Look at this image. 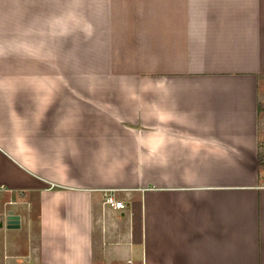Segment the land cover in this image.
Listing matches in <instances>:
<instances>
[{"label": "crops", "instance_id": "obj_1", "mask_svg": "<svg viewBox=\"0 0 264 264\" xmlns=\"http://www.w3.org/2000/svg\"><path fill=\"white\" fill-rule=\"evenodd\" d=\"M263 76L264 0H0V264H264Z\"/></svg>", "mask_w": 264, "mask_h": 264}, {"label": "built area", "instance_id": "obj_2", "mask_svg": "<svg viewBox=\"0 0 264 264\" xmlns=\"http://www.w3.org/2000/svg\"><path fill=\"white\" fill-rule=\"evenodd\" d=\"M258 132H259V149L258 155L264 158V97L259 100V111H258ZM114 192L104 193V204L113 208L114 210L125 209V204L121 200H117L113 194Z\"/></svg>", "mask_w": 264, "mask_h": 264}, {"label": "rangeland", "instance_id": "obj_3", "mask_svg": "<svg viewBox=\"0 0 264 264\" xmlns=\"http://www.w3.org/2000/svg\"><path fill=\"white\" fill-rule=\"evenodd\" d=\"M258 97H259V100H261L263 97H264V84H261L259 86V89H258ZM262 169L264 170V167H262ZM16 231H9L8 232V237L10 238V240L14 239V238H19V243H24L26 242V239H27V235L25 233V231H21L19 232L18 234L15 233ZM7 237V236H6ZM8 237L6 238L5 242L7 243L8 242ZM0 240L2 241V243L4 242V238L2 236V233H0ZM22 242H21V241ZM20 261L24 262V258H21L19 259ZM36 263V262H35ZM34 263V264H35Z\"/></svg>", "mask_w": 264, "mask_h": 264}, {"label": "water", "instance_id": "obj_4", "mask_svg": "<svg viewBox=\"0 0 264 264\" xmlns=\"http://www.w3.org/2000/svg\"><path fill=\"white\" fill-rule=\"evenodd\" d=\"M4 222H6L7 227L10 229L20 228V216L14 214L13 211H10L5 218L2 215L0 216L1 227H3Z\"/></svg>", "mask_w": 264, "mask_h": 264}, {"label": "trees", "instance_id": "obj_5", "mask_svg": "<svg viewBox=\"0 0 264 264\" xmlns=\"http://www.w3.org/2000/svg\"><path fill=\"white\" fill-rule=\"evenodd\" d=\"M264 81V76L262 77ZM259 166L260 168L264 167V158L262 156H259Z\"/></svg>", "mask_w": 264, "mask_h": 264}]
</instances>
